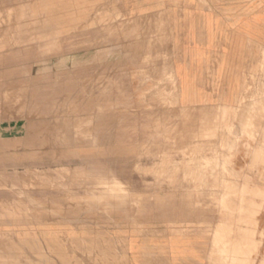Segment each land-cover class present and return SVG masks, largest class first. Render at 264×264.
<instances>
[{
	"label": "rangeland",
	"instance_id": "374dc122",
	"mask_svg": "<svg viewBox=\"0 0 264 264\" xmlns=\"http://www.w3.org/2000/svg\"><path fill=\"white\" fill-rule=\"evenodd\" d=\"M196 3L213 0H0L1 248L127 264L138 236L148 255L168 238L199 264H264V52L233 106H185L173 64Z\"/></svg>",
	"mask_w": 264,
	"mask_h": 264
},
{
	"label": "crops",
	"instance_id": "0c3cea01",
	"mask_svg": "<svg viewBox=\"0 0 264 264\" xmlns=\"http://www.w3.org/2000/svg\"><path fill=\"white\" fill-rule=\"evenodd\" d=\"M185 9L181 52L173 64L180 101L185 106H233L245 77L264 52V0H213L209 7L196 3ZM222 10L245 12L232 16L225 25ZM163 244V255H148L145 249L153 246L130 236L127 264H199L190 256L192 247L186 242L167 238ZM21 260L12 247H0V264Z\"/></svg>",
	"mask_w": 264,
	"mask_h": 264
},
{
	"label": "bare ground",
	"instance_id": "6f19581e",
	"mask_svg": "<svg viewBox=\"0 0 264 264\" xmlns=\"http://www.w3.org/2000/svg\"><path fill=\"white\" fill-rule=\"evenodd\" d=\"M256 215V214H255ZM229 220V219H228ZM236 222V221H235ZM253 223V222H252ZM255 224V223H254ZM244 228V227H243ZM246 228V227H245ZM246 231V230H245Z\"/></svg>",
	"mask_w": 264,
	"mask_h": 264
}]
</instances>
